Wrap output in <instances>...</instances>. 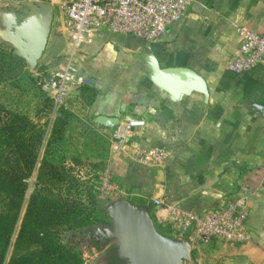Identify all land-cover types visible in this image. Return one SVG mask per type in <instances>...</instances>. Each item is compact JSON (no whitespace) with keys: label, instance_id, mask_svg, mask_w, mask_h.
Instances as JSON below:
<instances>
[{"label":"crops","instance_id":"obj_1","mask_svg":"<svg viewBox=\"0 0 264 264\" xmlns=\"http://www.w3.org/2000/svg\"><path fill=\"white\" fill-rule=\"evenodd\" d=\"M26 5L38 14L21 20L19 11ZM242 25L264 35V0H195L186 18L155 43L98 32L82 47L75 66L94 90L86 108L90 116L140 117L145 126L136 133L138 146L167 152L159 168L132 163L126 153L111 155L112 176L131 204L147 208L152 220L153 199L196 213L235 199L248 206L244 245L179 240L153 223L155 231L175 248H196L199 257L208 252L226 264H264V64L242 74L225 70ZM27 39L37 44L34 58L50 64L60 57L54 70L63 63L69 44L59 11L44 0H0V44L22 51L21 41ZM154 65L191 69L203 79L205 91L193 87L171 94L156 81ZM102 126L108 134L111 126ZM127 221V213L115 214L108 230L124 226L130 231Z\"/></svg>","mask_w":264,"mask_h":264},{"label":"rangeland","instance_id":"obj_2","mask_svg":"<svg viewBox=\"0 0 264 264\" xmlns=\"http://www.w3.org/2000/svg\"><path fill=\"white\" fill-rule=\"evenodd\" d=\"M29 9L30 6L27 5L21 8V20L33 14ZM5 46L24 61L26 76L17 81L0 84V104L6 111L27 117L40 126L44 133L34 168L22 182L20 218L34 192L39 191L41 195H45L46 190L50 189L56 201H68V210L74 213L69 214L77 217L75 223H85L75 229L57 228L59 242L78 254L84 264L170 263V258L162 261L154 259L155 253L151 248L139 252L131 232L124 226L108 230L112 225V216H126L129 211L126 206L133 204L129 202V195L121 190L110 171L109 161L113 153L108 147L107 133L102 123L98 122L99 119L90 116L86 109L93 98V89L87 84L75 87L69 91L63 103L55 107L40 86L42 80L50 77L55 68L54 64L60 57L50 64H43L40 58L36 59L32 54H26V59L20 55L24 51ZM3 118L6 120L8 115L4 114ZM52 131H56L57 138L52 144H48ZM3 156L8 157L7 151ZM59 174L64 177L57 181ZM11 198L12 190L0 180V215L7 212ZM115 224L120 222L115 221ZM14 239L15 236L11 243ZM177 264L226 263L222 258L213 257L208 252H204V256L201 253L199 257L198 250L190 248L188 252L182 253Z\"/></svg>","mask_w":264,"mask_h":264},{"label":"built area","instance_id":"obj_3","mask_svg":"<svg viewBox=\"0 0 264 264\" xmlns=\"http://www.w3.org/2000/svg\"><path fill=\"white\" fill-rule=\"evenodd\" d=\"M61 14L68 39L63 63L42 80L41 90L57 107L69 91L86 84L75 59L82 47L98 32L130 35L146 43L157 42L165 30L186 18L195 0H44ZM237 48L226 64L231 74L246 73L264 64V35L242 25L236 28ZM145 126L137 116L115 119L107 134L112 153H126L129 161L149 168L162 166L167 152L162 147L142 149L136 133ZM153 223L166 228L179 240L210 245H244L249 242L248 206L243 199L226 201L221 207L196 213L153 199Z\"/></svg>","mask_w":264,"mask_h":264},{"label":"trees","instance_id":"obj_4","mask_svg":"<svg viewBox=\"0 0 264 264\" xmlns=\"http://www.w3.org/2000/svg\"><path fill=\"white\" fill-rule=\"evenodd\" d=\"M25 70L24 61L0 44V84L26 76ZM4 114L8 115L6 120ZM43 138L40 126L19 113L6 111L0 104V180L12 190L8 210L0 215V264H84L58 239V227L75 229L85 225L75 223L77 217L69 214L74 213L68 210L67 200L56 201L50 189L45 195L34 192L20 218L22 182L34 168ZM56 138V131H52L48 144ZM6 151L8 157L3 156ZM63 177L59 174L57 181Z\"/></svg>","mask_w":264,"mask_h":264},{"label":"water","instance_id":"obj_5","mask_svg":"<svg viewBox=\"0 0 264 264\" xmlns=\"http://www.w3.org/2000/svg\"><path fill=\"white\" fill-rule=\"evenodd\" d=\"M32 12V15L34 16L38 14L36 11H31V13ZM50 19L51 18L49 17L48 23L44 27L45 34L42 37L44 40L49 30L48 27L50 25ZM33 42L36 44L35 41ZM33 50L27 53L23 48L22 51L24 52L20 53V55L26 58V54H32ZM154 76L159 85L173 95L185 93L193 87H198L205 91L203 79L191 69H158L157 65H154ZM99 121L102 124L111 126L115 119L100 118ZM126 209L129 210L127 214V222L128 225H130L131 235L136 241V245L141 250L151 248L155 253L154 259H158V261L170 258V263L164 261L165 264H177V262L182 258V253L188 252V248L186 246H179L175 248L168 240L162 238L155 231L153 220L147 208L129 204L126 206Z\"/></svg>","mask_w":264,"mask_h":264},{"label":"bare ground","instance_id":"obj_6","mask_svg":"<svg viewBox=\"0 0 264 264\" xmlns=\"http://www.w3.org/2000/svg\"><path fill=\"white\" fill-rule=\"evenodd\" d=\"M23 48L25 52L29 53L35 48V43L33 41H22Z\"/></svg>","mask_w":264,"mask_h":264}]
</instances>
